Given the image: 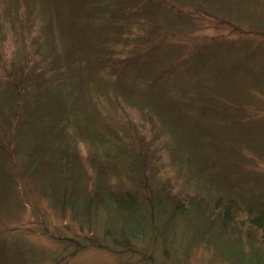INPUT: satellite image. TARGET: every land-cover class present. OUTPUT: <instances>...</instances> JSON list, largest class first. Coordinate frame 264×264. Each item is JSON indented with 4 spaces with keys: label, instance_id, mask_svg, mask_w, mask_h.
I'll list each match as a JSON object with an SVG mask.
<instances>
[{
    "label": "rangeland",
    "instance_id": "374dc122",
    "mask_svg": "<svg viewBox=\"0 0 264 264\" xmlns=\"http://www.w3.org/2000/svg\"><path fill=\"white\" fill-rule=\"evenodd\" d=\"M122 189L211 228L127 246L95 203ZM246 208L264 211V0H0V264H264Z\"/></svg>",
    "mask_w": 264,
    "mask_h": 264
},
{
    "label": "trees",
    "instance_id": "16d2710c",
    "mask_svg": "<svg viewBox=\"0 0 264 264\" xmlns=\"http://www.w3.org/2000/svg\"><path fill=\"white\" fill-rule=\"evenodd\" d=\"M74 68L75 67H72L71 65L66 67L65 68L66 74L68 76H70L71 74H75V73H72ZM65 81H67V79ZM40 100H43V98L41 97ZM63 105H61L62 111L65 113V109ZM49 144L52 145V142L43 141L42 144L37 143V146L35 147V149L39 152L40 151L42 152L43 150L45 152L52 151V150H45L46 147L51 146ZM58 151H61V150H58ZM31 157H32L31 160H29L28 163L26 164V167H25L26 170L35 169L34 164H36L35 161L38 158L36 157V155L35 157L33 155ZM42 157L44 156L42 155ZM94 166L96 165L94 164ZM97 167H98L96 168L97 175H99V172L102 175L105 174V172L108 169L104 165V163H101L100 166L97 165ZM106 178L109 179L108 176H106ZM100 195H101L100 196L101 200L99 201L97 199L98 201L96 200L95 203L96 204L102 203L103 205L106 206L105 208L107 209L108 212L113 211V213L118 214L120 217L123 218V221H122L123 223L121 224L119 229H117V231L115 230V232L119 233L118 236L122 237V241H126L127 246H128V242L131 241L132 239L139 240L138 234H141L143 238L146 235H149V237L151 235L152 240H156V239L161 240L160 236L162 237V239H164V237L166 238L168 234L166 235V233L164 232V230H162V228L168 229L173 225L174 222H177L179 220H182L186 228H189L191 232L193 228L190 226L189 216H192L194 218V222H195L194 228L195 230L197 229V231H195L196 234L201 235L205 231L204 229L211 228V226H208V225L205 228H203V225L200 222L204 218L206 219L207 217L204 215L205 212L202 211L203 209L199 208V204L196 207L194 206V202L189 201L190 204H187L185 206L182 200H177L175 201L174 205L169 210L168 207L165 206V203H167V199L165 200L163 198L157 197L155 198V202L151 203V205L153 204L152 210L150 208V212L141 213L139 210L140 209L139 204H138L139 202L137 203V200H136V197H137L136 193L130 190H127V191L123 189L116 190V191L108 190L106 192H103ZM67 197L71 198L70 196H67ZM92 197L93 196L89 197V200L86 202L87 204H91L93 202ZM136 208L138 210H136ZM224 213L227 216L226 214L227 211ZM246 215H247L246 219L248 220V225H250L251 227H254V229H256L259 232V237L261 241L264 243V211L260 210L254 214L253 212H251V209L246 208ZM160 220H162L161 223H163V226L162 227L160 226V230H159ZM208 232L213 233V231H210V230L206 231V233ZM110 235L111 233L109 234V236ZM101 245L106 246V244L104 243H102ZM124 250H132V248L130 246L124 247L120 251H124Z\"/></svg>",
    "mask_w": 264,
    "mask_h": 264
}]
</instances>
